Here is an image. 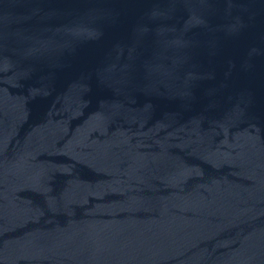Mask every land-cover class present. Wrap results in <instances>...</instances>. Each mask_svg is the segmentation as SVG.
<instances>
[{
    "label": "water",
    "instance_id": "water-1",
    "mask_svg": "<svg viewBox=\"0 0 264 264\" xmlns=\"http://www.w3.org/2000/svg\"><path fill=\"white\" fill-rule=\"evenodd\" d=\"M0 264H264V0H0Z\"/></svg>",
    "mask_w": 264,
    "mask_h": 264
}]
</instances>
